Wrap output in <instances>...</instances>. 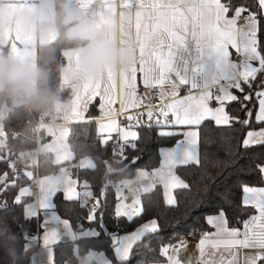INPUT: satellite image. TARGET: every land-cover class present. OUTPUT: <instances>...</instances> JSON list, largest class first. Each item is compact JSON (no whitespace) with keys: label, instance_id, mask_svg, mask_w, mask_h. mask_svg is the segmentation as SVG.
Listing matches in <instances>:
<instances>
[{"label":"snow or ice","instance_id":"1","mask_svg":"<svg viewBox=\"0 0 264 264\" xmlns=\"http://www.w3.org/2000/svg\"><path fill=\"white\" fill-rule=\"evenodd\" d=\"M81 12L85 16L89 27L99 29L109 23L116 15V0H77ZM124 18L125 43L136 57L129 74L123 81V105L127 111V105L133 107L139 105L136 92L137 65L143 72L145 86L158 84L163 90L164 86L171 89L170 96L176 97L181 86L188 85V80L177 79L173 73L174 55L178 49L185 45L186 41L193 40L202 47H210L216 51L223 64V71L218 73L210 82L204 85H191L190 91L195 90V95H189L183 99H172L165 104L158 113H154L149 105L147 122L141 125L139 118L129 116V120L136 119L138 127L156 126L160 129L175 128L176 130H160L158 134L164 137L180 136L175 146L161 148V168L149 174L142 172L144 177H156L163 181L166 192V203L170 207L177 205L176 198L169 195L170 189L190 190L189 183L176 174L177 167L196 166L202 164L199 152L198 129L204 121H213L216 126H231L240 123L248 127L252 123L253 110L247 109V102L253 98L257 100L255 110V122L264 124V0H253V3L245 4L241 0H119ZM243 23V27L238 26ZM15 47V46H13ZM233 52L237 59H233ZM216 87V94L211 89ZM116 81L109 74L101 83L92 85L87 90L85 103L99 99L101 109L107 106L106 116L113 115L112 104L115 102L114 90ZM162 100L169 99L163 91ZM210 101L218 106L211 107ZM239 105L246 111V119L237 120L230 116L227 106ZM80 123L87 124L89 120L84 117ZM188 130H183L184 128ZM113 130L118 134L113 137ZM98 132L101 136V147H107L111 141L113 154H119L127 160L126 150L137 148L140 137L137 131L120 129L117 121L100 123ZM264 145V128L259 131L251 130L246 133L241 147L249 150L252 147ZM6 162L9 171L0 172V195L11 190H16L13 199L14 205L22 206L26 218L36 219L40 210L51 211L52 219L63 225L67 231L65 240L69 243L77 241V233L71 230L70 222L58 216L55 212V197L63 193L65 202L81 203L89 212V223L98 222L100 228L103 224V202L101 197H96L91 191L87 181L81 182L79 177H69L62 186H53L49 189L44 200L37 202L32 197L30 188L22 181L30 179V173L19 172L10 160L0 158V163ZM77 170H95L91 163L79 164ZM264 181V166H257ZM150 184L145 191L154 186ZM81 187L83 191H81ZM240 205L243 208L255 209L254 215H250L242 221V228L229 227L228 213L225 207L218 209L217 213L206 215V223L215 229L214 232H204L197 245L200 257L196 264H264V187H253L247 184L241 186ZM25 197L31 198L26 202ZM123 197L118 196V203L114 209V217L125 219L128 223L135 218H142L146 209L137 197L131 205L120 203ZM233 197L229 192L222 196L225 206L232 210L228 204ZM91 201V204L88 201ZM11 210L6 201L0 202V236L6 240H13L14 233L8 224V213ZM47 225V220L45 221ZM159 224L156 219L144 222L136 230L121 235L119 231L104 235L110 240L109 247L112 258L105 253L89 251L86 264H130L134 254L140 255L137 264H156L157 258L150 256L152 251L151 240L159 233ZM83 230L81 229V232ZM91 235L99 237L100 231L89 230ZM58 233L55 230H45L43 247L46 252L45 264H55V252L52 245L60 243ZM31 240H26L24 245L25 258L31 260V264H37L36 255L28 257V248ZM185 242L180 241L176 245H161V256L167 264H183L179 257L180 248ZM7 250L11 245L2 244ZM145 251L136 253L139 247ZM251 250V251H242ZM98 257L99 259L93 260ZM10 264V261H9ZM22 264V261H17Z\"/></svg>","mask_w":264,"mask_h":264},{"label":"trees","instance_id":"2","mask_svg":"<svg viewBox=\"0 0 264 264\" xmlns=\"http://www.w3.org/2000/svg\"><path fill=\"white\" fill-rule=\"evenodd\" d=\"M64 1L55 0L56 23L59 27L58 37L49 43L39 44L36 55L37 69L42 74V80L38 82V86L56 99L66 97L71 93L69 87L62 85V50L88 42L87 39L67 35ZM241 2L249 4L253 3V0H241ZM4 102L9 103V110L3 118L4 144L0 146V158L12 162L19 154H31L35 149L36 129L33 125L43 111L52 109L53 103L45 108H35L16 102L6 93H0V107ZM254 107L253 105L251 108L253 110L252 123L248 127L238 122L231 126H216L213 121H204L198 128L201 166L175 169L176 174L189 183L190 190L175 189L177 205L170 207L165 201L162 185L156 184L152 189L141 194V203L146 209V214L142 218H135L132 223H128L123 218L117 220L114 217V209L118 203L116 181L133 176L140 168L150 170L157 168L161 164L160 149L175 144L181 137L160 136L158 132L161 129L156 126L137 127L140 137L135 141L137 148L135 150L128 148L126 150L127 160H124L120 155L113 154L112 150L115 145L111 141L106 148L101 147V136L97 133L94 121L89 120L87 124L80 123V121L73 122L70 126L68 142L75 153L74 161L90 156L95 162V170L79 169L77 176L81 182L87 181L96 197L102 198L105 229L100 228V212H97L98 222L89 223L87 220L89 212L82 207L81 203L65 202L63 193H58L55 197V208L63 218L69 220L75 232L96 227L101 235L99 237L77 236L74 244L61 239L60 243L54 245L55 264L76 261L74 245L78 247L80 253L97 249L105 251L112 258L110 240L104 235V231L108 233L119 231L122 235L134 231L144 222L152 219L158 221L160 230L158 235L151 240L152 251L149 255L156 257L157 261L165 260L161 256V245L172 244L178 235L191 232L194 237H197L202 232L211 231L213 228L206 223L205 217L217 213L221 207H225L228 213L229 224L239 226L241 223L238 221H242L255 211L251 207L246 209L241 207V186L244 184L264 186L261 173L257 169L258 165L264 166V145L252 147L249 150L241 147L249 129L264 125L255 122ZM227 111L237 120L246 119L247 110H241L237 104L228 105ZM29 157L31 160V156ZM55 167L49 154L48 158L41 162L40 172L48 173ZM7 171H9L8 164L0 163V172ZM17 171L30 173V179L22 181L24 185H27L35 177V163L31 161ZM226 191L233 197L228 201V204L233 206L232 210H228L222 200ZM15 195L16 190L0 195V202L6 201L9 208L14 210L8 213V224L15 234L13 240H6L5 237L0 236V264H9V261L10 264H17L18 260L22 261V264H31V260L25 258L24 252L26 240L30 239L24 234L35 232L39 218H25L22 206L13 204ZM88 203L91 204V201ZM24 221L30 223V227L25 230L21 228ZM3 243L11 247L7 250L2 246ZM144 251L143 246L135 250L136 253ZM28 257H31L29 248ZM138 260H140V255L134 254L130 264H137ZM187 264H196V261Z\"/></svg>","mask_w":264,"mask_h":264},{"label":"crops","instance_id":"3","mask_svg":"<svg viewBox=\"0 0 264 264\" xmlns=\"http://www.w3.org/2000/svg\"><path fill=\"white\" fill-rule=\"evenodd\" d=\"M63 6L65 9L64 21L67 24V35L70 37L87 39L88 42L84 45L64 48L62 50V57L64 59L62 69V85L69 87L71 89V93L66 97L55 99L49 114L52 122L42 126L41 143L39 146L41 153L50 154L53 164L56 165V167L59 166L61 169L56 172H48L40 175L38 179V196L34 195V190L29 186L30 183L27 184L30 188L32 197H34L37 202L44 200L51 187L58 185L62 186L63 182L71 176L73 178L77 177L76 167L79 165L80 160L74 161L75 153L70 148L68 142L70 126L73 122L82 121L84 117H86L88 120H92L96 123L97 133L99 134L98 125L100 123H109L110 121L115 120L117 121L120 129H129L138 132L136 119L129 120V116H136V118H139L141 124H145L147 122L146 113L149 110V105L154 113H158V111L164 108L165 104L170 103L172 99H183L189 95H195V90L190 91L191 85H204L210 82L218 73L223 71V64L214 49L210 47H202L195 41L188 40L184 46L176 51L173 65L175 69L173 75H175L177 79H187L189 82L188 85L181 86L176 97L170 96L171 89L167 86V84L164 86L163 90L159 86L161 93L155 97L156 105L153 106L151 105L152 97L149 90L151 86L144 85V74L140 71V66L137 65L136 92L139 99V105L137 107H133L132 104L129 103L127 105V111H125L123 105V81L125 75L130 73L136 57L134 56V59L129 64L124 66L108 65L102 72L95 76L85 75L82 64V58L85 52L101 40L112 49L120 48L121 51L126 49L130 50L129 46L125 43V25L122 9L119 6V0H116V15L114 18L99 29L89 27L77 0H65ZM238 26L243 27V23L239 22ZM58 35L59 27L56 23L55 0H0V57H7L15 63L27 64L31 68L37 69L36 55L38 45L49 43L50 41L56 39ZM233 59H237L234 52ZM109 74L116 81V87L114 90L116 98L115 102L112 104L113 115L106 116L105 112L107 111V106H105L104 109H101L102 102L99 99L92 102L89 101L87 103H85V100L87 90L92 85L101 83V78L104 77L106 79ZM162 91L170 98L162 100L160 98ZM211 91L216 94V87H212ZM249 104V109H251L254 105L256 110L257 100L255 98H253L252 103ZM92 106H95V109L93 110L98 112L97 115H90ZM210 106L216 107L218 105L214 101H210ZM8 110L9 103L4 102L0 107V129L2 132L3 118L7 114ZM123 120H125L126 123H123ZM131 121H135V123L131 124ZM262 128H264V125L257 128H251L248 131H259ZM161 130L176 129L165 128ZM183 130L186 131L188 129L185 127ZM196 130L198 131V129ZM112 134L114 138L118 135L115 130H113ZM245 138L246 135L244 139ZM175 144L171 146H164L162 148H171L174 147ZM161 166L162 165L160 164L157 168L151 170L140 168L133 176L122 178L123 182L134 184V192H129L126 197L129 202L136 198V194L141 198V194L146 192L145 189L150 184H153V181H155L154 186L156 184H161L163 187V181L156 177H144L142 174V172L151 174L157 169H160ZM74 167L76 171H73ZM249 186L264 187L257 185ZM115 188L117 192V186H115ZM81 191H83V188H81ZM163 192L166 201V190L164 187ZM168 193L176 198L175 189L168 190ZM27 200L31 201V198L25 197L26 202ZM55 212L60 218L68 220L63 218L56 208ZM254 214H256L255 211L251 215ZM24 215L26 218V214ZM38 218V221L41 223L39 249L36 251L35 247L30 246L29 251L31 252V256L32 254L36 255L37 264H42L46 258V256L43 255V250H45L43 247V236L45 230H55L58 233L57 238L59 240L64 239L67 234L64 230L65 228H63L64 226L58 224L56 220L52 219L51 211L45 212L44 210H40ZM46 220L47 225H45ZM70 226L71 230L75 231L71 223ZM229 227H233V225L229 224ZM234 227L242 228V223L239 226ZM214 231L215 229L213 228L211 231L205 232ZM203 233L204 232L197 237H188L185 234L182 235V238H184L187 242L184 247L180 248V251H185L180 258L183 264L197 261L200 257L197 245L199 244ZM176 241L178 242L177 238L174 242ZM51 247L54 249V245Z\"/></svg>","mask_w":264,"mask_h":264},{"label":"clouds","instance_id":"4","mask_svg":"<svg viewBox=\"0 0 264 264\" xmlns=\"http://www.w3.org/2000/svg\"><path fill=\"white\" fill-rule=\"evenodd\" d=\"M134 59L131 50L112 49L102 40L85 52L82 58L85 75L95 76L108 65L124 66ZM42 80L39 69L18 64L7 57H0V93H6L16 102L35 108H45L55 102V97L40 89Z\"/></svg>","mask_w":264,"mask_h":264},{"label":"built area","instance_id":"5","mask_svg":"<svg viewBox=\"0 0 264 264\" xmlns=\"http://www.w3.org/2000/svg\"><path fill=\"white\" fill-rule=\"evenodd\" d=\"M149 90H150L151 97H152L151 105L154 106V105H156L155 97L160 95L161 89H160L159 85L155 84L154 86H151L149 88ZM50 112H51V110L50 111H43L40 114L38 121L36 123H34V125H33V127L36 129V147H35V149L31 152V154H24V153L19 154L16 157V159L14 161H12L16 170L24 168L31 161H33L35 163V167H36L35 177L29 185L30 188L34 190L35 196L39 195L38 179H39L40 175H42V173L40 172V164L45 158H48V156H49V154L41 153L39 146L41 143V128H42V126L44 124L52 122V120L49 116ZM123 123H126V121L123 120ZM134 123H135V121H131V124H134ZM32 155H34V157H35L34 160H30L29 156H32ZM60 169L61 168L59 166H57L51 172H56V171H59ZM40 234H41V223L40 222L37 223V227H36L35 232L24 234L26 237H28L31 240L30 246L35 247L36 251L39 249ZM186 236L191 237V236H193V234L191 232H188L186 234Z\"/></svg>","mask_w":264,"mask_h":264},{"label":"rangeland","instance_id":"6","mask_svg":"<svg viewBox=\"0 0 264 264\" xmlns=\"http://www.w3.org/2000/svg\"><path fill=\"white\" fill-rule=\"evenodd\" d=\"M249 103H252V100L250 102H248V105H250ZM249 107V106H248ZM249 109V108H248ZM136 118V116L134 117ZM4 144V136H3V132L2 130L0 129V146H2ZM65 154V152H64ZM119 155V154H118ZM119 157V156H118ZM35 157L34 156H31V160H34ZM82 163H91V164H95L94 160L92 157L90 156H86V157H83L82 159H80L79 161V164H82ZM25 186H28V185H25ZM115 186H117V195L119 197H123V199H121L119 202L120 203H126L128 205H131V202L128 201V199L126 198L127 197V194L129 192H134V184H128V182H123L122 179L120 180H117L116 183H115ZM140 198V196L136 194V198ZM135 199V198H134ZM133 199V200H134ZM90 201V200H89ZM27 202H31L30 200H27ZM25 214V213H24ZM63 226V225H62ZM64 228V227H63ZM66 234H67V231L66 229H64ZM89 230H93V231H99L96 227H90V228H86L84 229L82 232H78L77 236H92L91 233L89 232ZM136 230V229H135ZM130 233V232H129ZM126 234V233H124ZM123 235V234H122ZM194 237V236H193ZM177 240L178 242L180 241H184L185 243H187L184 238H182V235H178L177 236ZM178 242H174L172 245H176L178 244ZM186 245V244H185ZM184 245V246H185ZM167 246V245H166ZM89 251H96V252H102V253H105V251L103 250H97V249H90L86 252H83V253H80L79 250H78V247L76 245H74V252L77 256V260L76 261H69L67 264H86V261H87V258H88V253ZM183 253H185V251H180L179 250V257L181 258ZM33 255V254H32ZM43 255L46 256V252L45 250H43ZM107 255V254H106ZM109 258H111L109 255H107ZM96 259H99L98 257H95L93 258V260H96ZM45 261H46V258L44 259L43 263L42 264H45ZM89 264H91V261L89 262ZM156 264H167V261L166 259L163 260V261H156Z\"/></svg>","mask_w":264,"mask_h":264},{"label":"water","instance_id":"7","mask_svg":"<svg viewBox=\"0 0 264 264\" xmlns=\"http://www.w3.org/2000/svg\"><path fill=\"white\" fill-rule=\"evenodd\" d=\"M62 63H64V59L62 60ZM93 109H95V106H92V107H91V110H90V115H91V116H93V115H97V114H98V112H97V111H94ZM42 141H43V139H42ZM73 171H76L75 167H74ZM29 227H30V223H29V222L24 221V222L21 224V228H22L23 230L28 229ZM64 239H65V238H64Z\"/></svg>","mask_w":264,"mask_h":264}]
</instances>
